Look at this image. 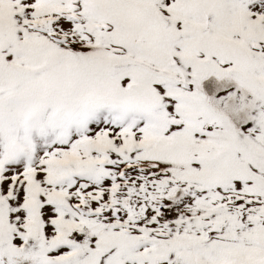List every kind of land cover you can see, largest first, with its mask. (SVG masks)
Listing matches in <instances>:
<instances>
[{"label": "snow or ice", "instance_id": "snow-or-ice-1", "mask_svg": "<svg viewBox=\"0 0 264 264\" xmlns=\"http://www.w3.org/2000/svg\"><path fill=\"white\" fill-rule=\"evenodd\" d=\"M0 264H264V0H0Z\"/></svg>", "mask_w": 264, "mask_h": 264}]
</instances>
